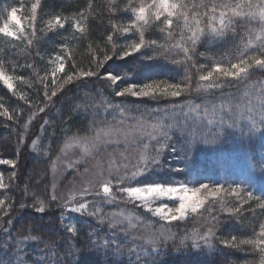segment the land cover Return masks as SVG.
Segmentation results:
<instances>
[{
    "label": "trees",
    "instance_id": "16d2710c",
    "mask_svg": "<svg viewBox=\"0 0 264 264\" xmlns=\"http://www.w3.org/2000/svg\"><path fill=\"white\" fill-rule=\"evenodd\" d=\"M34 2L35 0H0V26L7 19V14L12 7L31 9V4ZM198 2L199 0H197ZM92 4L93 7L89 13L88 0H41L35 21L37 38L33 40L36 49H27L23 43L24 40L11 41L0 36V50H2L0 57L5 61L7 72L10 75L24 78V81L15 80V94L0 83V104L4 106L0 108V112L7 109L8 113L13 116V119L9 120L7 116L0 115V141L7 143L0 144V160L14 161L16 159L23 148H21L23 140L33 121L40 120L41 125L47 123L43 130L39 149L40 154L45 153V156L34 162L37 166H42L45 173L42 178L44 182L36 183L37 181L32 180L30 183L24 184L23 191H20L13 187L17 180L11 181L8 176L9 178H5L7 189H0V200L11 202L7 211L9 214L6 217V212L2 221L13 219L11 227L0 233V264H20L21 259L24 264H138L136 254L128 251L130 247L136 248L138 243L126 239L124 244H121L123 241L120 236L123 234L122 228L116 226L110 229L111 221L106 215L124 209V203L121 201L105 203L103 198H89L90 210L92 205H96L102 210L100 215L105 216L104 222L101 223L95 216L86 214L80 217L72 214V211L65 210L64 204L59 199L51 201L50 189L47 185L44 186L45 182H50L48 175L51 165L49 164L64 146L67 137L73 135L83 137L90 134L89 126L93 121L91 120L93 116L96 121L91 125L93 128L91 134H94V129L97 126L103 127L112 121L113 125H117L118 121L122 119L119 111L107 107L103 103L104 100L109 101L112 105L121 104L126 110L123 126L127 125L128 127L137 121L152 124L159 119H164V122L169 124L172 120L166 118V113L170 117L173 112L181 113L182 110L188 112L189 105L194 107L207 104L211 107L212 104L220 105L222 101H227L230 98L239 102V98L245 91L255 98L259 89L264 87V72L255 71L248 81L240 85L211 89L207 93L189 91L178 98H172V100L168 97L152 100H149L150 98L137 100L129 96L123 97V99L117 98L115 92L129 84H143L150 80L184 83L186 75H191L192 88H195L198 73L195 68H192V63L194 62L197 66L200 64L210 66L212 59L209 57L216 60L231 59L235 55L241 39L246 38L244 37L246 28L238 24L236 35L229 34L224 40L209 42L205 38L192 53V61L179 65L172 63V60L182 59V53H165L168 57L165 59V56L159 54L162 50L158 47H146L139 53L120 59L119 55L124 47L132 39H138V35L117 32L114 34L113 43L107 41V36L113 33V23L126 26L131 22V14L123 10L127 0H115V4H112L111 0H92ZM110 9L115 10L110 11ZM81 10L89 15L87 30L84 33L78 32L74 26L76 19H79L76 14ZM55 15L69 19L63 29L57 28L55 31L48 32L46 22ZM253 26L255 25L253 24ZM174 30L177 34L176 39H179L180 28L175 27ZM163 35L155 26L145 31L146 40L155 39L158 43H164ZM105 52L113 55V58L107 61L103 68L98 69L97 76L74 79L72 83L64 85L63 89L58 91L51 100L43 97L45 90L50 95L53 88L58 87L69 73H75L81 68L85 70L92 68L97 71L96 61L102 60ZM200 53L205 55L201 56ZM248 54L250 55L251 51ZM57 55L65 57V71L57 72L53 77L51 75L53 70H49L51 66H48L47 62L53 61L50 57ZM148 57H152V59ZM151 70L155 71L141 76L142 71L149 72ZM109 72L120 75L123 79L115 86H111L109 81L104 79L106 73ZM38 76H46L43 83L38 79ZM54 78L57 80L56 85L52 84ZM45 85H48L47 89H45ZM247 85H251V87L249 88ZM21 94L26 97L27 102L20 99ZM39 108H44V111L40 112ZM33 109L35 119L31 121L25 131L23 125L29 120ZM80 109L88 115L83 118L79 117ZM197 111L203 120L198 126L197 139L199 142L191 145L187 143L190 138L189 132L180 133L179 130H171L166 147L160 151L159 165L153 167L146 176H143L141 183L159 181L172 185L185 183L195 187L198 186V183H204L205 179L211 178L224 187L230 186L243 189L245 192L250 191L253 193V199L244 204L242 211L237 215H232L225 210L218 212L214 208L211 216H214L215 220L211 222L216 224V228L215 235L211 239V248L205 247L201 241L200 249H195L192 247L191 238L184 241L185 246H181L184 237H191L194 229H199L203 233L208 226L207 223L202 222V218L190 216L186 221L173 222L171 235L162 239L158 255L151 254V249L144 248L141 264L145 259L149 261L155 259L157 264H258L259 254L253 252L250 245H242L243 250L241 251L226 247L222 241L231 240L233 236L237 238V241L252 238L254 233L259 231V224L264 222V209L258 207L259 203H264V125H258V130L252 129L251 122L246 118L230 117L226 106L224 118L229 123H233L235 120V126L229 128L225 125L223 132L217 137L214 134L220 129L218 121L209 125L207 120L203 119V107ZM195 118L196 113H189V128ZM177 119L183 120V116H179ZM256 119L259 121L258 115ZM9 131L12 133L11 135H9ZM21 133L24 135L20 141ZM10 136H13V143H10ZM205 138L207 142H204ZM142 142L158 146L157 141L150 140L147 136L143 137ZM26 151L23 149L20 154L21 166L19 168L24 182L26 174L33 167V162L26 160L29 157ZM149 152L154 154V149L150 148ZM23 164L24 166H22ZM17 165H15V169H17ZM10 170L9 166L0 163V175L6 176L4 172ZM210 171L215 176H210ZM10 184H12L11 188ZM13 194L15 199L12 200L11 195ZM37 196L48 201L50 205L44 213L33 212L35 211L33 204ZM232 198L234 204L231 205L229 201L227 207L239 206L241 202L234 196ZM17 205L21 206L17 208ZM25 215L33 217L35 221L19 222ZM45 215L50 217L46 219ZM137 215L145 216V221L137 226V229L140 230L144 228V223L148 221L147 218L150 215L142 211H138ZM205 215L208 214L205 213ZM36 219L39 220L36 221ZM106 220L108 224L105 223ZM152 221L153 229H159L158 219ZM23 224L25 226L22 229ZM48 226L53 231L50 237L44 236L41 231L47 229ZM71 226L76 228L74 237L66 231ZM114 233L121 245L122 254L114 253L115 245L109 249L102 247V242L113 238ZM13 234H15V238L34 234L40 239L33 244L23 242L18 247L17 239H15V244L12 241L5 242L6 238ZM136 250L141 251L139 248Z\"/></svg>",
    "mask_w": 264,
    "mask_h": 264
},
{
    "label": "snow or ice",
    "instance_id": "6c2138e0",
    "mask_svg": "<svg viewBox=\"0 0 264 264\" xmlns=\"http://www.w3.org/2000/svg\"><path fill=\"white\" fill-rule=\"evenodd\" d=\"M111 3L115 4V0H111ZM40 4L41 0H35L31 4L30 15L23 18L17 16L18 9L12 7L7 14V19L0 26V36L11 37L15 40L25 39L27 40L28 46H32L33 39L36 36L34 22L36 21L37 9ZM92 7V0H88L87 9L89 13ZM114 10L110 9V11ZM123 10L131 14V22L126 26L113 23V33L107 36V41L113 43L114 34L117 32L122 34L132 33L133 35H138V39H132L124 47L119 55L120 59L139 53L146 47H158L162 50L159 54L165 56V59L168 58L165 53H182V59L172 60V63L179 65L192 61V53L195 52L196 46L203 42L205 38L209 42H214L224 40L229 34L235 36L238 24L246 28L244 32V37L246 38L241 39V43L237 46L236 53L231 59L221 58L216 60L209 57V59H212L210 66L207 64L197 66L193 62L192 68H195L198 73V81L195 88H192L191 75H186L184 83L150 80L143 84H129L127 87H123L121 90L115 92V96L117 97L131 96L150 99H158L161 97L178 98L183 93L189 91L207 93L211 89L237 86L248 81L255 71L264 72V0H207V2L206 0H199L198 3L197 0H136V3L133 0H127V4H125ZM76 15L79 17V19H76L74 25L76 30L81 33L86 32L89 15L84 10H81ZM68 19V17H62L60 15L51 17L46 22L47 31L52 32L57 28L63 29ZM23 20H27L28 26L32 29L28 36L24 35L26 29ZM81 21H84V23H81ZM153 26L160 33L164 34L162 37L164 43H158L155 39L146 40L145 31ZM175 27L180 28L179 39H176ZM249 51H251L250 55L248 54ZM200 55L204 56L205 54L200 53ZM112 58L113 55L105 52L103 59L96 61L95 67L97 71L92 70V68L87 70L81 68L75 73L67 74L63 78V82L58 87L53 88L50 95L45 90V97L51 100L53 96H56L58 91L63 89L64 85L72 83L74 79L79 80L81 78L97 76L98 69L103 68L104 64L112 60ZM148 58L152 59V57ZM55 59L58 62V67L51 73L53 77L56 76L57 72L65 71V57L57 55ZM46 76H38V79L43 83ZM14 79L24 81L23 77L10 75L5 68V61L0 57V82L9 91L14 92V84L12 83ZM104 79L110 81L111 84H116L123 77L109 72L106 73ZM52 84H57L55 78ZM247 87L250 88L251 85H247ZM47 88L48 85H45V89ZM20 99H24L27 102L23 94L20 95ZM103 103L107 107H112L114 110L119 111L122 119L118 121L117 125L107 123L103 127L97 126L94 129V135L91 134L93 128L90 125V134L83 137L79 135L67 137L64 147L60 149V155L52 161V169L53 172L56 171L58 161L61 160V157L70 147L83 146L84 155L91 156L101 145L109 143L124 144V151L119 152L120 163L118 165L116 157L109 154L106 169L100 161H97L93 165L96 168L93 179L87 178L91 171L87 167L82 173L77 172V175L81 177L83 186L79 191H76L75 188L69 190L67 200L63 206L67 208L70 202L77 199V196L82 198L90 194L98 197L102 196L105 203H116L118 199L117 193H120L119 198L124 203L138 204V207L143 208L146 213H150L152 217L157 218L160 222L159 229H153V222L148 220L144 223V234L132 236L133 241L141 240L144 244L150 246L151 254H159L162 239L171 235V225L173 222L186 221L190 216L202 218V222L207 223L208 226L203 233L199 229H194L191 237H184V240L181 241V246H185L184 241L191 238L193 248L200 249L201 241L205 247L211 248V239L215 235L216 228V224L211 222L215 220V217L211 216V213L214 211V205L219 204L222 210L232 215H237L242 211L243 205L253 199L252 192H245L240 188H225L219 184L210 185L208 183H199L198 187H189L185 183L172 185L171 183L159 181H145L137 184V186L129 185L121 187V185H126L128 181L137 180L139 177L146 176L153 167L159 165L160 151L166 147V142L170 139L169 133L173 128H180L182 132H189L190 138L187 143L191 145L198 143V126L203 120L197 110L201 107L204 109L203 119L207 120V124L211 125L218 121L220 129L214 134L217 137L223 132L225 125L229 128L235 126V120H233V123H229L224 118V109L226 106L228 107L230 117L238 116L239 118H246L251 122L252 129L258 130V125H264V87L259 89L255 98L250 96L248 91H245L243 96L239 98V102L230 98L227 101H222L220 105L212 104L211 107L207 104L195 105L194 107L189 105L188 112H183V110L181 113L173 112L170 117L166 113V118L172 120V123L169 124H166L164 119H159L152 124L137 121L128 127H122L121 125L125 123L123 117L126 110L121 104L112 105L107 100H104ZM3 107L0 104V108ZM77 107L79 108L80 106L78 105ZM39 111L43 112L44 108H39ZM189 113H196V118L191 128H189L188 124ZM0 115L7 116L9 120L13 119V116L8 113L7 109L0 112ZM257 115L259 116V121L256 119ZM179 116H183V120L177 119ZM33 119H35V114H32L29 120L23 125L25 131H27ZM23 135L24 133L20 134L21 140L23 139ZM144 136H147L150 140L157 141L158 146L143 143ZM204 142H207L206 138ZM36 144L37 141L34 140L32 146L35 147ZM131 145H137V147L131 148ZM150 148L154 149V154L149 152ZM130 149L131 154L125 155V152H129ZM132 160H135V163H131ZM0 163L11 164L15 167V162L11 160H0ZM68 167H74V164L70 163ZM105 171L107 175H105ZM15 176L16 174L12 173V178H15ZM113 180H115V192L113 191ZM6 187L7 185L4 183L3 176L0 175V189ZM53 188H55V185H53ZM242 192L243 195H241ZM222 193L228 196H235L241 202L240 205L227 207L225 196ZM50 199L51 201L58 199L55 191L51 194ZM158 201L161 202L157 204ZM164 201H171L174 206H170L168 202ZM4 204L5 201L0 200V206ZM49 206L48 201L39 196L36 197L33 204L35 211L38 213H44ZM258 207L264 209V203H259ZM70 210L87 214L88 216L98 217L101 223L105 219L104 215H100L102 211L100 207L92 205L90 210V205L87 202H80L78 206L72 207ZM205 213L208 215L206 216ZM106 215L111 221L109 224L110 229L125 222H127L128 229H136L140 223L145 221V217L137 215L135 212L128 211L127 209H121L119 212H111ZM128 229H121L125 233V237L130 234ZM66 231L71 233L73 237L76 235V228L74 226L68 227ZM39 239L40 237L31 234L17 237L18 247L24 241H36ZM222 243L226 247L241 251L243 250L242 245H250L252 251L258 252L259 254L258 264H264V222L259 224V231L255 232L252 238L237 241V238L233 236L231 240H223ZM113 245H115L113 249L114 253L122 254V248L115 238V233L113 238L106 239L102 242L104 249H109ZM136 248L141 249V251H137ZM136 248L130 247L128 251L129 253H135L138 264H141L142 252L145 249L140 244H137ZM20 264H24L23 259L20 260ZM142 264H157V262L155 259L150 261L145 259Z\"/></svg>",
    "mask_w": 264,
    "mask_h": 264
},
{
    "label": "rangeland",
    "instance_id": "374dc122",
    "mask_svg": "<svg viewBox=\"0 0 264 264\" xmlns=\"http://www.w3.org/2000/svg\"><path fill=\"white\" fill-rule=\"evenodd\" d=\"M133 2L136 3V0H133ZM29 15H30V8L24 7V8L18 9V11H17V16H20L22 18L23 17H27ZM23 23H24V26H25V29H26L24 35L28 36L31 33L32 29H31V27L28 26V21L27 20H23ZM34 24L36 25L35 22H34ZM6 38L10 39L11 41H20V40H15V39H13L11 37H6ZM36 38L37 37L35 36V38L33 40H35ZM22 40H24L23 43H25V46H26L27 49H29V48L36 49V46L34 45L35 44L34 42H33L32 46H28L27 40H25V39H22ZM50 58L53 61H49V62H47V64H48V66H51V68L49 70H54L55 66L57 67V63L58 62H56V59H55L56 57L53 56V57H50ZM154 71L155 70H153V71L151 70L149 72L148 71H146V72L142 71L141 76L142 75L145 76L146 73H151V72L153 73ZM14 82H15V79L12 81V83L14 84ZM118 82H121V80L118 81ZM0 83L7 89V87L2 82H0ZM109 83L111 84L110 81H109ZM115 85L116 84H111V86H115ZM43 97H45V95H43ZM129 97H131V96H129ZM117 98H119V97H117ZM133 98H136V97H133ZM121 99H123V97H121ZM136 99L138 100V99H143V98H136ZM168 99L172 100V97H168ZM149 100H152V99H149ZM33 111H34V109L32 110L31 114H33ZM79 111L81 113L79 117H81V118L86 117L88 115V114L84 113L82 111V109H80ZM91 120H93V121L90 122V125H92L96 121L94 116H93V118H91ZM114 122H115V120H114ZM111 124H114L113 121H112ZM46 125H47V123H45L44 125L43 124L41 125L40 120L37 121V122L33 121L30 124L27 136L24 138L23 144L21 146V148L22 147L23 148L21 149V151L17 155L16 159L14 160L15 165L18 164L17 165V169H15V167H13L11 164L3 163L6 166H9V169H11L9 172H6V171L4 172V174H6V176H3L4 183H6V179L5 178H9L10 177L11 181L13 179H16L17 182H16L15 186H13V187L16 190L23 191L24 184L30 183L32 180L37 181L36 183H43L44 182L43 181L44 179H42L44 174H45L44 171H43V168L40 165L37 166L34 162L37 159H42V157L45 156V153L43 155L40 154L39 149H40L41 143H42L43 130L45 129ZM121 126L122 127H127V125L126 126L121 125ZM172 130H179L180 133H183L180 130V128H173ZM9 133H10L9 135L12 134L10 131H9ZM32 134H33V136H32ZM34 140L37 141V144H36L35 147L32 146V142ZM20 141H21V139H20ZM3 142L5 144H7L5 141H0V144H4ZM13 142H14L13 136H10V143H13ZM43 143H44V141H43ZM20 144H21V142H20ZM46 146H48V145L46 144ZM62 147H64V146H62ZM124 147L125 146H124L123 143H120V144L109 143V144L101 145L99 147V149L97 151L93 152V154L91 156L84 155L83 146L70 147V148H68L66 150L65 154L61 157V160L58 161L55 172H53L52 163L49 164V165H51L49 167V175H48L49 179H50V182L49 181L45 182L44 186L47 185L49 187L50 194H52L53 191H55L57 196H58V199L64 204V202L67 200V196H68L69 190L75 188L76 191H79L82 188V186H83L81 177L77 175V172H81L82 173L84 171V169L87 167V168H89L91 170L90 173L88 174L87 178L93 179L94 178V174L96 172V168H94L93 165H95L97 163V161H100L104 165V167L106 169L107 168V160L109 158V154H112V155H114L116 157L117 164L119 165V163H120L119 152L124 151ZM136 147H137V145H131V148H136ZM23 149H25V151L28 149L26 151V153H27V155L29 157L26 160L27 161L31 160L33 162L32 163L33 164L32 169L30 170V172H28L26 174L27 177L25 179V182H24V180L22 181L20 170H19V168L21 166V161H20L21 160V155L20 154H21ZM30 154H31V156H30ZM130 154H131V149H130L129 152H125V155H130ZM58 155H60V151L57 154V156ZM56 157H55V159H56ZM70 163L74 164V167L69 168L68 164H70ZM131 163H135V160H132ZM22 166H24V164ZM12 173L16 174L15 178H12ZM105 175H107L106 171H105ZM209 175L210 176H215V174H213L211 171H210ZM142 178H143V176L139 177L137 180L128 181L126 185H121V187L129 186V185L130 186H137V184H140L143 181ZM11 181H10V183H11ZM204 183H208L210 185H216L217 184L211 178L205 179ZM53 185H55V188H53ZM198 186H199V183H198ZM198 186H195V187H198ZM9 187L11 188L12 184H10ZM189 187H192V186H189ZM225 188H230V186L225 187ZM6 189L7 188H3L2 190H6ZM113 191L114 192L116 191L115 180H113ZM120 195H121L120 193H117V197H118L117 202L121 201L122 203H124V201L119 198ZM222 195L225 196L226 205H229V201H230L231 205L234 204V202H232L233 201L232 196H228L227 194H223V193H222ZM91 197H96V198H100V199L102 198V196L98 197V196L91 195V194L87 195L85 197H82V198L77 196V199L75 201L70 202L68 207L65 208V210L71 211L70 209L72 207L78 206V204L80 202H87L89 204V198H91ZM11 198H12V200L15 199L14 194L11 195ZM160 202L161 201H158L157 204H159ZM164 202H168L170 206H174L173 202H171V201H164ZM9 205L11 206V202L7 201V202H5V204L3 206H0V233L5 231V230H8L11 227V223H9V221H12L13 219L2 221V217L8 211ZM124 205H125L124 209H127L128 211H133L136 214H137L138 211L145 212L143 208L138 207V204H126V203H124ZM20 206L21 205H17V208H19ZM214 208H216L218 210V212L222 211V209L219 207V204L214 205ZM31 210H33V209H31ZM33 212H35L36 214H40V213H38L36 211H33ZM8 214L9 213L7 212L6 217L8 216ZM72 214H75V215L80 216V217L86 215V214H81L79 212H73V211H72ZM148 214L150 215L149 216L150 219L146 217L148 220H151V221L153 219L157 220V218L152 217L150 213H148ZM15 216H16V214H15ZM49 217H50L49 215H45L46 219H48ZM143 217H145V216H143ZM38 220L39 219H36V221H38ZM28 221H35V219L33 217H29V215H25V216H23L22 219L19 220V222H21V223L28 222ZM105 223L108 224L107 220L105 221ZM24 226H25V224L22 225V229H23ZM117 227L122 228V229H128L127 222H125L124 224H119V225H117ZM41 231H42V233H44V236L47 235V236L50 237L53 234V231L50 229L49 226L47 227V229H44V230H41ZM128 231H129L130 234L127 237H125V233L124 232H123L122 235H120L123 238L122 239L123 241H121V244H124L126 239L133 241L132 236H139V235L144 234L145 228L140 229V230H138L137 228L136 229H128ZM45 232H46V234H45ZM32 235H34V234H32ZM15 239H17V238H15V234H13L12 236H8L6 238L5 242L12 241L13 244H15L16 243ZM24 242H28V243L33 244L36 241L28 240V241H24ZM134 242H136V243H138L140 245H143V247L145 249H151L150 246L144 244V242L141 241V240H136ZM0 262H1V260H0Z\"/></svg>",
    "mask_w": 264,
    "mask_h": 264
}]
</instances>
